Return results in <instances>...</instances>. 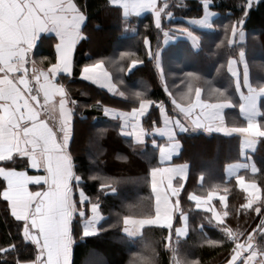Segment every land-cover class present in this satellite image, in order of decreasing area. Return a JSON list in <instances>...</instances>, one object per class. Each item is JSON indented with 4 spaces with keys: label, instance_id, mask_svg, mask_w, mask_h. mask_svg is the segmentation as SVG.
Masks as SVG:
<instances>
[{
    "label": "trees",
    "instance_id": "obj_1",
    "mask_svg": "<svg viewBox=\"0 0 264 264\" xmlns=\"http://www.w3.org/2000/svg\"><path fill=\"white\" fill-rule=\"evenodd\" d=\"M72 1L85 22L74 51L72 73L56 81L73 102L67 153L76 189L87 198L85 206L97 205L103 220L96 235L81 238V219L74 218L71 264H243L244 259L234 253L229 238L232 232L239 234L243 245L252 240L255 249L264 252V0H210L218 18L213 31H193L198 38L196 49L181 35L191 30L185 20L202 16L203 7L197 0H164L171 19L159 23L149 13L126 20L110 0ZM239 29L245 35L242 44L235 40ZM168 36L173 41L164 46ZM45 42L50 45L43 46ZM53 43L54 39L43 36L35 48L34 57L40 58L37 65L44 69L55 62ZM233 60L235 74L228 69ZM95 64L109 73L117 88L115 94L81 78V71ZM245 87L261 96V135L253 152L241 157L237 135L178 134L180 150L170 164L186 166L184 182L177 183L179 213L170 228L146 226L138 237H127L123 233L126 219L154 215L150 171L161 164L150 138L142 145L135 144L122 134L120 117L110 118L104 109L130 113L141 102H150L141 118L142 128L149 133L160 125L161 107L177 117L175 106L193 104L199 90L204 102H231L227 122L243 127L237 111L239 89L244 93ZM239 163L254 166V172L246 168L239 173L260 190V200L252 206H247L235 177L226 174L228 167ZM0 167L30 173L18 158L3 161ZM5 187L0 176V264L31 263L38 247L25 236V222L12 215L2 197ZM210 193L223 197V201L212 202L222 213L220 224L195 208L193 197L205 198ZM181 216L187 223L184 238L175 233ZM249 234L252 237L245 240Z\"/></svg>",
    "mask_w": 264,
    "mask_h": 264
},
{
    "label": "crops",
    "instance_id": "obj_2",
    "mask_svg": "<svg viewBox=\"0 0 264 264\" xmlns=\"http://www.w3.org/2000/svg\"><path fill=\"white\" fill-rule=\"evenodd\" d=\"M202 4V16L185 20L189 32L181 35L193 49L198 46L194 30L211 32L215 28L218 14L211 8L210 0H197ZM120 9L126 20L151 14L155 23L168 22L171 14L165 12L164 0H110ZM206 4V7L204 6ZM85 16L72 0H0V163L9 159H21L28 166L25 170H7L0 167V176L6 187L2 197L7 201L12 215L25 222V236L38 248L35 261L26 264H71V251L75 240L71 224L75 217L80 221V237L86 238L98 233V225L103 220L95 204H88L87 198L76 189L73 163L67 148L71 138L72 104L66 97L64 86L56 80L72 73L73 55L81 38V28ZM54 39L55 62L44 69L37 65L40 58L34 57L35 48L41 37ZM236 44L245 40L244 32H236ZM172 36L164 39V46L172 42ZM50 44L44 43L43 46ZM240 58V57H239ZM236 73V62L228 66ZM81 78L94 83L110 94L117 92L109 73L101 64L85 67ZM238 105V116L244 126L227 122V111L233 108L231 102L207 103L201 100L197 90L193 104L186 107L175 106L177 117L169 116L160 108V125L147 133L141 126V118L147 113L150 102L144 101L130 113L105 108L104 114L110 118L120 117L123 135L142 145L148 138L157 147L160 167L150 171V186L153 194L154 215L149 219H126L123 233L129 238L140 235L143 227L170 228L175 215L179 213L177 196L186 178L185 165L170 164L180 150L177 135L187 131L207 134L237 135L240 137V153L253 152L261 135L258 117L260 94L245 87ZM235 120V117H233ZM254 166L249 163L234 164L227 169V175L235 177L238 189L247 197V206L260 200L258 186L239 176L240 171ZM63 171L69 175L62 180ZM67 176V177H68ZM34 189L32 190V188ZM53 190H59L60 197L53 198ZM44 197V198H42ZM223 201L217 193L205 198L193 197L195 208L210 214L213 222H222V213L212 202ZM61 207L67 228L62 235L51 231L48 212L56 213L53 207ZM87 212V215L85 214ZM47 222V225L44 223ZM31 223V224H30ZM45 225L48 229H44ZM185 217L181 216L176 235L184 238L187 234ZM44 229V230H42ZM261 232H264V226ZM64 239V246H57L56 238ZM46 238L53 239L49 242ZM252 243L248 251L243 245L234 253L240 254L243 264H264V252L257 251Z\"/></svg>",
    "mask_w": 264,
    "mask_h": 264
},
{
    "label": "rangeland",
    "instance_id": "obj_3",
    "mask_svg": "<svg viewBox=\"0 0 264 264\" xmlns=\"http://www.w3.org/2000/svg\"><path fill=\"white\" fill-rule=\"evenodd\" d=\"M204 6L206 7V4ZM63 174H64V177L62 178V180L64 182H66L67 179H69V176H68L69 174L66 173V171H63ZM52 192H54L53 196H52L53 198H59L61 196L60 195L61 192L59 190H53ZM42 198H44V197H42ZM49 209H50V212H48V216H46V217L50 218V219H53L52 222L49 223V226L52 225V228L54 227V229H51V231H49L47 233L57 232V234L60 236L66 231V228H67V225H66V222L64 220V217L62 216L61 207H59V206L53 207V209L56 212L54 214L52 213V209L51 208H49ZM44 223L47 225V222H44ZM43 227H46V226L43 225ZM44 229H48V226L46 228H44ZM44 229H42V230H44ZM238 236H239V234H238ZM251 237H252V234H249V235H247L245 237L246 238L245 240H248ZM46 240L47 241L49 240V242H51V244H52V242H55L53 239H49V238H46ZM56 241H57V246H61V247L64 246V241H65L64 239H61V238L58 237V238H56ZM239 242H242L241 239H240V236H239ZM237 246H238V243H235L234 244L235 249L237 248ZM238 253H240V252H238ZM238 253H237L236 256L240 257V254H238ZM233 255H235V254H233ZM96 261H97V259H91L92 263H94ZM236 263H238V262L236 261L234 264H236Z\"/></svg>",
    "mask_w": 264,
    "mask_h": 264
},
{
    "label": "built area",
    "instance_id": "obj_4",
    "mask_svg": "<svg viewBox=\"0 0 264 264\" xmlns=\"http://www.w3.org/2000/svg\"><path fill=\"white\" fill-rule=\"evenodd\" d=\"M232 239H233L234 243H239V236L236 232H234L232 234Z\"/></svg>",
    "mask_w": 264,
    "mask_h": 264
},
{
    "label": "water",
    "instance_id": "obj_5",
    "mask_svg": "<svg viewBox=\"0 0 264 264\" xmlns=\"http://www.w3.org/2000/svg\"><path fill=\"white\" fill-rule=\"evenodd\" d=\"M252 246V243H248L247 245H245L244 247H243V250L244 251H248L249 250V248Z\"/></svg>",
    "mask_w": 264,
    "mask_h": 264
}]
</instances>
